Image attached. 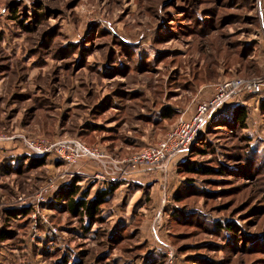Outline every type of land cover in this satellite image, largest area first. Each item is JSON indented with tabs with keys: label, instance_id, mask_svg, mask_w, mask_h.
Returning a JSON list of instances; mask_svg holds the SVG:
<instances>
[{
	"label": "rangeland",
	"instance_id": "obj_1",
	"mask_svg": "<svg viewBox=\"0 0 264 264\" xmlns=\"http://www.w3.org/2000/svg\"><path fill=\"white\" fill-rule=\"evenodd\" d=\"M233 78L264 80V0H0V264H264V251L236 248L264 238V92L225 102L201 134L218 153L195 157L245 174H122ZM242 102L247 129L225 126ZM65 140L106 158L70 166L28 145ZM77 178L83 190L117 186L99 222L54 205ZM187 178L222 192L176 203ZM224 219L246 234L232 247L215 230Z\"/></svg>",
	"mask_w": 264,
	"mask_h": 264
},
{
	"label": "trees",
	"instance_id": "obj_2",
	"mask_svg": "<svg viewBox=\"0 0 264 264\" xmlns=\"http://www.w3.org/2000/svg\"><path fill=\"white\" fill-rule=\"evenodd\" d=\"M15 19V18H14ZM22 24H25L24 21ZM263 94V93H262ZM244 103H238L232 110V116L231 119L228 121L226 120L225 126L229 128H233L236 130H246L248 127V119H249V112L247 105ZM262 109H264V102H262ZM175 111L171 108H166L162 110L161 116L163 120H170L175 116ZM221 119V118H219ZM218 119V121H219ZM216 120V119H215ZM214 120V121H215ZM210 120V123L208 124V128L211 127L214 122ZM217 127H221V125H216ZM212 151L210 152V150ZM218 153L214 148H212V145L207 142L206 138H203L201 135L197 141V143L192 147L190 153L186 157L185 160L179 162L171 171V174L173 175L175 172H178L180 174H184L187 176H196L200 179H203L202 177H217V179L213 180L214 178H208V181H211L212 183H215L216 181H219V178H223L226 176L227 173H234V174H245L248 170L243 166H229L226 164L223 160L220 158H217V160H214L217 166H213L210 164H207L206 161H199L195 160L196 156L204 157L207 155H216ZM251 153V152H249ZM248 153V154H249ZM257 156V154L255 155ZM25 160L29 161V167L30 168H39L45 165L46 159L45 158H36L34 159L33 156H30L28 154L25 155ZM212 162V163H214ZM206 181V180H204ZM80 180L79 178L75 179L71 183L65 185L57 194L56 198L54 199V205H59L61 208H64V210L69 213L71 216L79 218L81 221H88V224H92L95 222H99L102 218L103 208L108 203V200L110 197H112L117 190L116 185H105V186H99L95 184L94 186H91L90 189L83 190L79 185ZM182 184V183H181ZM184 184L186 185V189H180L178 192H175L172 194V198L176 203H180L181 201L185 200L188 197L192 196H209L214 195L217 192L216 190H208L206 186L199 189L197 186L198 180L194 178H187L184 180ZM97 189L92 194L91 190L92 188L96 187ZM226 192V191H225ZM227 192H230L227 191ZM187 195V196H185ZM174 207V205L171 207L169 211V215L171 217H174V219H182L185 216L180 213L181 211L186 210L185 206L180 207ZM180 210V211H177ZM20 213L22 214H29L28 209H21ZM202 216V215H201ZM203 217V216H202ZM205 217V216H204ZM206 218V217H205ZM193 219V218H192ZM185 220H188L185 218ZM194 220V219H193ZM216 224L215 230L219 233V235L226 237L228 243H230V246H234V241H239V237L243 236L245 237V232L241 230V226L236 223L235 221L224 219L217 220L214 222ZM84 225V224H83ZM198 225V224H197ZM200 227L212 231L211 227L207 224H203V226L200 224ZM210 227V228H209ZM8 235V233H3L2 238L6 239L5 237ZM225 235V236H224ZM263 237V236H262ZM261 241L252 240L249 238V236L245 237V242L240 246H237V249L242 250H262L264 251V238L260 239ZM208 245H211V243H206ZM238 245V244H237ZM64 264H68L67 259L62 260Z\"/></svg>",
	"mask_w": 264,
	"mask_h": 264
},
{
	"label": "built area",
	"instance_id": "obj_3",
	"mask_svg": "<svg viewBox=\"0 0 264 264\" xmlns=\"http://www.w3.org/2000/svg\"><path fill=\"white\" fill-rule=\"evenodd\" d=\"M263 92L264 80L258 78H233L222 82L216 96L199 104L191 119L181 118L161 141L134 154L122 174H126L128 171H137L138 173L152 171L164 176L170 174L174 166L187 157L199 136L206 130L214 113L225 102L232 98H238L244 93L259 95ZM28 145L37 155H45V151L55 147L59 157L70 166L78 165L85 159L101 161L106 158L103 152L91 149L77 140L61 141L45 150L44 145L39 143L30 142Z\"/></svg>",
	"mask_w": 264,
	"mask_h": 264
},
{
	"label": "crops",
	"instance_id": "obj_4",
	"mask_svg": "<svg viewBox=\"0 0 264 264\" xmlns=\"http://www.w3.org/2000/svg\"><path fill=\"white\" fill-rule=\"evenodd\" d=\"M139 173H141V172H139Z\"/></svg>",
	"mask_w": 264,
	"mask_h": 264
}]
</instances>
